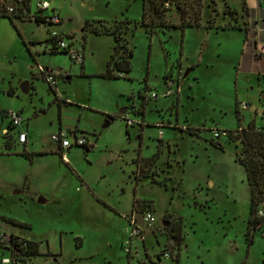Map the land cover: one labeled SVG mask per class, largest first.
Instances as JSON below:
<instances>
[{
  "label": "rangeland",
  "instance_id": "1",
  "mask_svg": "<svg viewBox=\"0 0 264 264\" xmlns=\"http://www.w3.org/2000/svg\"><path fill=\"white\" fill-rule=\"evenodd\" d=\"M47 1L50 8L44 14L59 15V25L0 16V232L37 244L39 254L30 264H142L141 258L145 264H263L264 231L255 234L251 244L245 237L249 191L245 173L235 161L241 147L225 134L237 128L236 104L241 126L251 121L264 126V81L258 84L245 75L236 79L230 64L236 34H211L207 57L212 65L202 63L182 80L181 120L199 128V135L163 129V139L170 145L162 140V155L156 162L146 160L139 171L143 176L136 178L138 153L149 158L162 137L161 128L149 127L139 142L138 104L150 99L149 119L160 115L154 105L171 104L177 90L163 95L167 65L180 57L183 47L188 60H195L204 44L203 32L187 30L184 41L179 29L172 27L148 34L138 24L142 0ZM35 2L30 0L31 12ZM209 3L203 2L202 21L208 20ZM221 7L219 2L217 10ZM178 21L175 8L165 12L166 23ZM115 23L132 50L131 70L106 78L100 75L114 37L94 34L92 28ZM49 31L71 35L73 46L85 52V65L72 62L66 53L44 52ZM219 42L231 49L220 57ZM37 65L67 73L68 79L55 74L57 90L69 99L67 104L55 98ZM144 80L151 86L148 93ZM23 83L28 85L26 91ZM241 103L247 108L241 109ZM127 107L132 112L126 118L133 121L128 127L118 115ZM8 111L23 117L18 129L27 132L25 145L3 136ZM106 116L113 120L104 126ZM60 130L72 144L73 133L84 136L91 148L85 152L73 145L65 153L66 163L61 161L50 139ZM15 131L9 129V135ZM213 132L219 137L213 138ZM146 203L155 219L150 226L139 210ZM133 208L138 209L135 218L145 234L143 243L133 240L128 254ZM164 212L181 221L179 245L165 243ZM166 248L171 257L163 258L160 254ZM3 254L6 251L0 248Z\"/></svg>",
  "mask_w": 264,
  "mask_h": 264
},
{
  "label": "crops",
  "instance_id": "2",
  "mask_svg": "<svg viewBox=\"0 0 264 264\" xmlns=\"http://www.w3.org/2000/svg\"><path fill=\"white\" fill-rule=\"evenodd\" d=\"M3 1H5L8 5L11 2V0H0V9H2L1 6H2ZM205 1L210 2L207 5L210 8L207 21H202L200 19L199 26L184 27L182 30L178 27H172L175 29H179L180 37L183 39V41L185 40L187 30H192V29L201 30L204 33V35L202 33V36H201V41H203L204 44H202V48L197 53L195 60H191V61L188 60V57L186 56L184 47H183L180 57L177 58L174 63L167 65V68L170 69L168 70L169 71L168 75H170L171 78H177V75L181 73V76H179V86L177 89V93L172 96L174 98H172L171 104L169 106L162 107V104H163L162 102L160 104L154 105L156 107L157 112L160 115L153 119L148 118V112H150L148 104L150 102V99L144 102L143 114H142V117L140 118L141 123L138 125V137H139L140 143L143 140L144 134L146 132L145 130L146 128H149V127L161 128L159 132H160V136L162 137L160 138L158 136L159 140L160 141L163 140L165 143H169L168 139L167 141L163 139V136L165 134V130L163 131V129L179 131V129L175 127L191 126L189 123H187V120H183V121L181 120L180 113H181V106H182V99H181L182 80L186 77L185 75L187 72L195 71L197 67L201 65L202 63H204L207 67L209 65H212V61L210 60V58L207 57L208 56L207 52L209 50V47L211 46V40H210L211 34H236L235 35L236 43L233 44L234 45L233 50L222 47L221 42H219L218 44L219 51L217 52L219 57L221 53H225L230 50L231 52H233L234 56L230 59V64L235 69L236 79H238L239 75H245L246 78L249 76L252 77V79H254L255 82L258 84H260L262 80L264 81V0H202V4ZM219 2H222V7L220 10L219 9L217 10V5ZM225 8H228V10L232 11L234 14L230 15L226 13ZM201 15H202V12H201ZM60 23H61V19H60ZM179 23H180V18L178 22L171 23V24L178 25ZM225 24L235 25L238 28H231V27L223 28L222 26ZM208 25L210 26L207 27ZM164 29H168V27ZM60 31L58 33L63 34V32H60ZM113 46H112V49H113ZM49 50H50V43H47L45 40L43 51L49 53ZM85 61H86L85 52H83V63L80 66L83 67L85 65ZM169 62H171V60ZM257 67H258V70H256ZM185 68L186 70L184 71ZM44 70L47 73L53 74L55 77L56 75H59L62 77L64 76L65 79H68L66 75L67 73H65L64 71L62 72L61 68H57L58 72H53L51 68H44ZM120 74H124V73H120ZM165 84L167 88L166 90H170L172 86L168 87L167 83ZM168 84L170 83L168 82ZM143 87H144L143 90L146 91V93L150 91L151 86L149 85L148 80H144ZM27 89H28V85H27ZM55 95H56V99L59 102L67 104V102L69 101L68 98L61 95V92L57 90V87H56ZM169 96H171V94L165 95L164 97L166 98ZM9 126L7 129H3V136L8 139L15 140L14 134H12V136L9 135V129H11V127ZM260 127H264V126H260ZM179 133H184V132L179 131ZM238 165L243 169V167L239 163ZM245 178H246V175H245ZM247 186H248V183H247ZM248 191H249V205H250L249 186H248ZM164 214H169L173 216L169 212H164L162 216ZM248 217H249V209H248V214H247V220H248ZM247 220H246V224H247ZM143 233H144V229H143ZM145 253L147 254V257L149 258L150 256L149 253L147 251H145ZM139 261L140 263L145 264V260L143 258H141Z\"/></svg>",
  "mask_w": 264,
  "mask_h": 264
},
{
  "label": "trees",
  "instance_id": "3",
  "mask_svg": "<svg viewBox=\"0 0 264 264\" xmlns=\"http://www.w3.org/2000/svg\"><path fill=\"white\" fill-rule=\"evenodd\" d=\"M27 1V0H25ZM168 1L170 3L169 8H164L163 3ZM202 0H142V14L139 25L142 26L148 34L156 32L165 27H178L181 30L184 27L190 26H199L202 12ZM2 7V6H1ZM170 8H175L179 14L180 23L178 25L168 24L165 22V12ZM225 12L233 15L232 11H229L228 8H225ZM0 16L7 17L10 21L12 18L16 17L19 19H31L27 17H22L15 14H7L4 9H0ZM33 19L37 23H43L42 19L38 16H34ZM130 23V21H125ZM211 22V21H210ZM135 25L137 23H134ZM211 25V23H210ZM208 25L207 27H209ZM223 28H238L235 25L225 24ZM92 32L94 34H110L114 37V46L112 53L110 54L108 60L105 64V71L100 76L106 78H118L119 75L115 74L120 73H129L131 70L130 59L132 57V50L129 49L126 45V40L121 35V30L119 28V23H115L113 26H104V27H93ZM47 43H50L51 40L46 39ZM50 54L64 53L57 51L54 47L49 50ZM82 67V66H81ZM167 72L164 75V80L167 83ZM49 89L53 92L55 98V91L48 86ZM235 113L237 119V128L234 131H228L227 137L230 141H237L241 147L240 153L235 154V160L243 167L246 175V180L250 190V205H249V217L246 224L245 237L246 240L251 244L253 234L251 232L252 226V215L256 207L259 194L261 193V187L264 186V130L262 128L257 129V126L253 121L248 122L246 126H241V116L238 114V105H235ZM10 127V126H9ZM187 132L190 135H199L200 129L195 127H188ZM210 143L218 148H222V145L218 141L210 139ZM6 149L7 145L5 144ZM91 147V146H90ZM89 146H83V148L90 149ZM159 151L157 150L149 158H142L139 156L134 160L137 169L142 170V163H145L146 160L152 159L155 160L159 156ZM23 154L27 155L26 152ZM140 175H137L138 178ZM159 183V182H158ZM167 217L171 216L169 214ZM165 217V220H167ZM9 222L16 224L12 219H7ZM171 227L169 229V234L173 237L175 245H179L181 241V221L179 218H173L171 220ZM171 230V231H170ZM11 237L14 235L11 234ZM27 242V256L31 258L38 253L37 244L31 240H26ZM177 260V258H176ZM264 264V263H263Z\"/></svg>",
  "mask_w": 264,
  "mask_h": 264
},
{
  "label": "built area",
  "instance_id": "4",
  "mask_svg": "<svg viewBox=\"0 0 264 264\" xmlns=\"http://www.w3.org/2000/svg\"><path fill=\"white\" fill-rule=\"evenodd\" d=\"M36 10L31 12L30 8V0H11L8 5L5 1L2 2V8L7 14H15L22 17H27L33 19L34 16H38L42 19L44 24L46 25H57L60 23V19L57 14H53L51 17H48L44 14V11L49 9L50 3L47 0H36L35 2ZM164 8H169L170 3L165 1L163 3ZM49 39L50 49L54 47L59 52H64L68 55L72 62L81 65L83 63V52L78 50L73 46L72 37L69 34H61L56 31H49ZM37 73L43 77V79L47 82V84L55 91L56 93V77L47 73L43 67L37 65L36 66ZM170 90H166L163 95H169ZM152 96L156 97V94L152 93ZM241 109H246L247 104L241 103ZM6 117L9 119V125L11 128H15V136L14 139L18 144L25 145L27 142V132L21 129H18L22 122L23 117L18 111H8L6 113ZM126 124L130 125L131 121L129 119L126 120ZM264 127L257 126V129ZM227 135V133H225ZM218 132H213V138L219 137ZM74 143L72 144L66 136V133L63 131H59L56 134H52L50 139L53 143H55L57 151L59 153V157L61 161H67L66 151L69 150L73 145L75 146H85L87 145V140L84 136L77 137L73 133ZM141 218L145 225L150 226L154 223L155 219L148 207H146L142 214ZM130 229L128 231V239H127V247H125V251L130 254V246L134 239L143 242V228L142 225H139L136 221L134 215H130L128 219ZM264 231V186L261 187V193L259 194V198L256 204V207L253 211L252 215V226L251 232L253 234L263 233ZM27 238L14 235L11 237L10 235H6L4 233H0V248L6 251V254L0 256V264H30L31 257L27 256ZM163 258L171 257L170 249L166 248L160 254Z\"/></svg>",
  "mask_w": 264,
  "mask_h": 264
},
{
  "label": "flooded vegetation",
  "instance_id": "5",
  "mask_svg": "<svg viewBox=\"0 0 264 264\" xmlns=\"http://www.w3.org/2000/svg\"><path fill=\"white\" fill-rule=\"evenodd\" d=\"M169 74V71L167 72V86L168 87H171V89H173V90H177L178 89V86H179V76L177 75V78H171L170 77V75H168ZM181 76V75H180ZM168 77H170V79L168 78ZM168 79H169V81H168ZM174 81V82H173ZM168 82L171 84H168ZM171 93V92H170ZM175 95V94H174ZM143 104H144V102H142V100H141V102L138 104L139 105V111H138V117H139V119L142 117V114H143ZM130 112H132V109L130 108V107H127V108H123V109H121L120 110V112H119V116L122 118V119H124L125 120V122H126V120L127 119H129V118H126V115L127 114H130ZM106 118L107 119H109V118H113V117H110V116H106ZM105 118V119H106ZM106 119V120H107ZM130 120V119H129ZM131 121V124L130 125H127L126 124V126L128 127V126H132L133 125V121L132 120H130ZM188 127H191V126H184V127H182V126H179V127H175V128H177V129H179V131L180 132H186V133H188L187 132V128ZM189 134V133H188ZM140 136V135H139ZM139 142H140V140H139ZM166 145V147H168L169 145H170V143H166L165 144ZM161 141L160 140H158V142H157V144H156V150H155V152L158 150L160 153H159V156L157 157V158H155V162H156V160L162 155V153H163V151H162V149H161ZM155 152L153 153V154H155ZM152 154V155H153ZM151 155V156H152ZM150 156V157H151ZM143 158V157H142ZM135 166H136V164H135ZM143 166H144V163H142V170H143ZM136 171H135V175L137 176V175H140V173H139V171H141L140 169H137V166H136V169H135ZM141 176H143V175H140V177ZM157 182H159V183H161L160 181H157ZM146 207H149V204H147L146 203V206H139V210H141V214H142V212H143V210L146 208ZM138 210V209H137ZM136 210V211H137ZM135 209L133 208L132 209V211H131V214L130 215H134L135 216ZM167 214H164L163 216H162V220H161V223L163 224V230L165 229V235H166V242L165 243H167L168 242V244H170V245H175V243H174V240H173V237L170 235L171 233H172V231H171V233L169 234V229L168 228H170L171 227V220L173 219V217L172 216H169V217H167L166 216ZM165 217H167L166 219L167 220H165ZM25 238V237H24ZM143 241H144V237H143ZM143 243V242H142ZM167 244V245H168ZM145 251L146 250H144V255H146L147 256V254L145 253ZM158 259H159V257H158Z\"/></svg>",
  "mask_w": 264,
  "mask_h": 264
},
{
  "label": "water",
  "instance_id": "6",
  "mask_svg": "<svg viewBox=\"0 0 264 264\" xmlns=\"http://www.w3.org/2000/svg\"><path fill=\"white\" fill-rule=\"evenodd\" d=\"M21 86H22V89H23L24 91L27 90V83H23ZM112 120H113V118H109V119H107V120L105 121L104 126L109 125V123H110ZM90 148H91V147H90ZM84 150H85V152H87L89 149H88V148H85ZM39 201L41 202L42 200H39Z\"/></svg>",
  "mask_w": 264,
  "mask_h": 264
}]
</instances>
